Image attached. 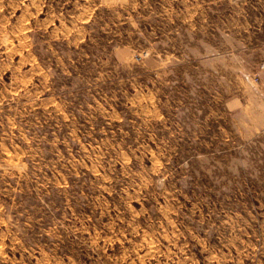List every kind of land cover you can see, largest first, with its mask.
Instances as JSON below:
<instances>
[{"label": "rangeland", "instance_id": "1", "mask_svg": "<svg viewBox=\"0 0 264 264\" xmlns=\"http://www.w3.org/2000/svg\"><path fill=\"white\" fill-rule=\"evenodd\" d=\"M0 264H264V0H0Z\"/></svg>", "mask_w": 264, "mask_h": 264}, {"label": "crops", "instance_id": "2", "mask_svg": "<svg viewBox=\"0 0 264 264\" xmlns=\"http://www.w3.org/2000/svg\"><path fill=\"white\" fill-rule=\"evenodd\" d=\"M233 100H235V99H233ZM233 100H232V102H233Z\"/></svg>", "mask_w": 264, "mask_h": 264}]
</instances>
